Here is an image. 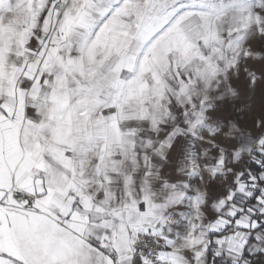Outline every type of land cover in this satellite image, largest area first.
I'll list each match as a JSON object with an SVG mask.
<instances>
[{"label": "snow or ice", "instance_id": "obj_1", "mask_svg": "<svg viewBox=\"0 0 264 264\" xmlns=\"http://www.w3.org/2000/svg\"><path fill=\"white\" fill-rule=\"evenodd\" d=\"M253 39L264 0H0V264H264Z\"/></svg>", "mask_w": 264, "mask_h": 264}, {"label": "crops", "instance_id": "obj_2", "mask_svg": "<svg viewBox=\"0 0 264 264\" xmlns=\"http://www.w3.org/2000/svg\"><path fill=\"white\" fill-rule=\"evenodd\" d=\"M251 47H255L256 50L264 52V41L259 39H253L250 44ZM166 50H173L177 48V43L173 39L165 45ZM185 57L190 54V50L185 48L182 53ZM245 69L264 70V62H257L255 60L247 59L241 61V67L239 76H233L231 83L239 90L240 99L230 100L226 98L222 103V114L224 118H235L241 124L250 122L252 115L255 113L257 118H264V102L261 100L260 89L254 93L252 98L251 109H247L244 105L247 103V98L251 94V90L248 87L247 78L245 75ZM228 113H230L229 116Z\"/></svg>", "mask_w": 264, "mask_h": 264}]
</instances>
